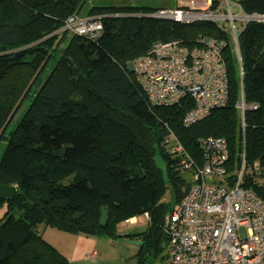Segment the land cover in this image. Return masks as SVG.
<instances>
[{
  "label": "trees",
  "instance_id": "1",
  "mask_svg": "<svg viewBox=\"0 0 264 264\" xmlns=\"http://www.w3.org/2000/svg\"><path fill=\"white\" fill-rule=\"evenodd\" d=\"M242 6L264 13V0ZM82 7V0H0V141L26 102L0 154V185L16 190L12 199L0 198V264H69L42 239L39 226L113 240L122 221L144 214L145 247L164 263L165 216L186 195L194 171L170 152V136L196 167L202 163L199 142L224 139L226 181L235 179L243 153L240 187L264 203V25L248 24L239 35V65L231 38L211 23L134 16L167 7H97L81 14ZM75 15L99 16L100 34L65 29ZM200 36L224 40L228 102L185 126L189 99L153 106L127 68L156 42L193 46ZM241 94L248 107L244 131L236 108ZM168 189L172 196L163 202ZM137 264H144L141 252Z\"/></svg>",
  "mask_w": 264,
  "mask_h": 264
},
{
  "label": "built area",
  "instance_id": "2",
  "mask_svg": "<svg viewBox=\"0 0 264 264\" xmlns=\"http://www.w3.org/2000/svg\"><path fill=\"white\" fill-rule=\"evenodd\" d=\"M178 1L179 6L159 9L146 17L181 24H213L237 45L239 65L240 32L248 24L264 25V13L246 12L242 6L244 0ZM100 19L94 15H75L67 19L64 28L94 38L102 30ZM224 48L223 39L209 36L198 37L193 46H186L180 40L156 42L130 64L136 83L151 105L170 106L189 99L191 108L183 116V124L189 126L228 102ZM236 108L244 131L243 116L248 107L242 94ZM249 108L254 109L256 105ZM166 144L170 145V152L181 157L180 165L185 170L193 168L194 171L186 195L165 223L168 256L162 264H264V203L253 192L240 187L244 154L241 170L228 183L229 153L224 139L208 137L199 142L200 167L194 165L173 136ZM258 167V163L253 164L254 169Z\"/></svg>",
  "mask_w": 264,
  "mask_h": 264
},
{
  "label": "rangeland",
  "instance_id": "3",
  "mask_svg": "<svg viewBox=\"0 0 264 264\" xmlns=\"http://www.w3.org/2000/svg\"><path fill=\"white\" fill-rule=\"evenodd\" d=\"M83 7L81 14L87 13L92 8H106V7H125V6H134L138 8L139 6H146L147 8H172L177 7L180 5L178 0H82ZM159 4H162V7ZM164 9V8H163ZM159 10V9H157ZM156 11V10H155ZM154 12V11H153ZM151 12L146 13L143 15L139 13V18H148L146 15L150 14ZM80 16V15H79ZM117 17L123 16V14L116 15ZM115 16V17H116ZM107 17H110L107 15ZM149 19V18H148ZM101 20V19H100ZM61 30H56L51 32L50 34L56 35L59 34ZM71 32V31H70ZM237 34H240L236 32ZM73 34L77 35L74 31ZM69 36V35H68ZM78 36H85V35H78ZM231 44V53L236 58V46L233 42ZM239 50V45H238ZM56 52V51H55ZM26 107V102L24 101L20 107L18 108V112L16 113L13 121L9 124L5 135L2 137L0 141V154L1 150L5 144V139L7 138L8 133L14 128L15 122L20 119L23 110ZM241 118V117H240ZM242 124V120H241ZM243 131V127H242ZM242 160V159H241ZM242 161L239 164V168L241 170ZM253 166V165H252ZM244 172V169H243ZM258 182L262 183V178H257ZM172 196L171 190H167L166 195L163 197L162 201L167 202L169 201L170 197ZM175 208V207H174ZM173 208V209H174ZM173 209L167 215L166 221L170 220L173 214ZM126 220H129L127 224H124ZM122 221L118 228V236L113 239L109 240L108 238L102 236H95L92 237V242L94 244L90 248L89 252H84L82 256V260H86L84 264H137V256L141 252L144 256V264H160V257L156 255L151 248H146V237H147V224L149 222L148 214H144L138 217L129 218ZM105 223V221H103ZM166 223V222H165ZM81 236V235H79ZM59 249H63L65 246V242L61 239L58 242ZM168 249V247H167ZM97 253V257L94 258L92 252ZM89 254V255H87ZM88 256V259L84 257ZM84 258V259H83ZM166 260V259H165Z\"/></svg>",
  "mask_w": 264,
  "mask_h": 264
},
{
  "label": "crops",
  "instance_id": "4",
  "mask_svg": "<svg viewBox=\"0 0 264 264\" xmlns=\"http://www.w3.org/2000/svg\"><path fill=\"white\" fill-rule=\"evenodd\" d=\"M4 211V208H0V220L4 215ZM38 231L42 239L59 251L68 260L69 264H84L86 260H82L83 253L89 252L94 244L92 237L71 235L55 229L43 228L42 226L38 227ZM61 239L65 242L63 249H59L57 245ZM84 258L88 259V256Z\"/></svg>",
  "mask_w": 264,
  "mask_h": 264
},
{
  "label": "water",
  "instance_id": "5",
  "mask_svg": "<svg viewBox=\"0 0 264 264\" xmlns=\"http://www.w3.org/2000/svg\"><path fill=\"white\" fill-rule=\"evenodd\" d=\"M128 71L132 72L131 64L128 65ZM15 188L10 186H1L0 185V198L12 199L15 195Z\"/></svg>",
  "mask_w": 264,
  "mask_h": 264
}]
</instances>
